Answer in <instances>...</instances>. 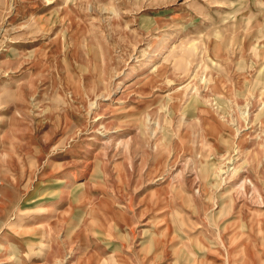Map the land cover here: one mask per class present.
Returning a JSON list of instances; mask_svg holds the SVG:
<instances>
[{
  "label": "rangeland",
  "instance_id": "374dc122",
  "mask_svg": "<svg viewBox=\"0 0 264 264\" xmlns=\"http://www.w3.org/2000/svg\"><path fill=\"white\" fill-rule=\"evenodd\" d=\"M0 264H264V0H0Z\"/></svg>",
  "mask_w": 264,
  "mask_h": 264
},
{
  "label": "bare ground",
  "instance_id": "6f19581e",
  "mask_svg": "<svg viewBox=\"0 0 264 264\" xmlns=\"http://www.w3.org/2000/svg\"><path fill=\"white\" fill-rule=\"evenodd\" d=\"M82 185H83V182H78V181H75L74 182V187H76V188H79V187H82ZM5 250V249H4ZM13 250V249H12ZM9 254V253H8Z\"/></svg>",
  "mask_w": 264,
  "mask_h": 264
}]
</instances>
